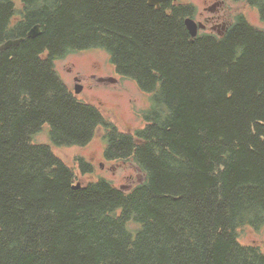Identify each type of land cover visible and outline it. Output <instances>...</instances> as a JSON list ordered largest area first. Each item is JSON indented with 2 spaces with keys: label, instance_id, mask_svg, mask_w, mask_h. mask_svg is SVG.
<instances>
[{
  "label": "trees",
  "instance_id": "trees-1",
  "mask_svg": "<svg viewBox=\"0 0 264 264\" xmlns=\"http://www.w3.org/2000/svg\"><path fill=\"white\" fill-rule=\"evenodd\" d=\"M264 23V0H247ZM190 4L0 0V264H264L240 241L264 226V29L239 15L223 35L190 36ZM35 24L39 34L28 37ZM150 93L144 124L121 131L78 100L55 60L89 48ZM131 161L129 189L78 179L46 143ZM79 174L92 164L78 158Z\"/></svg>",
  "mask_w": 264,
  "mask_h": 264
},
{
  "label": "rangeland",
  "instance_id": "rangeland-1",
  "mask_svg": "<svg viewBox=\"0 0 264 264\" xmlns=\"http://www.w3.org/2000/svg\"><path fill=\"white\" fill-rule=\"evenodd\" d=\"M178 3L190 4L195 9L194 17L201 20L207 15L205 0H175ZM228 19L235 20L241 14L250 24L264 29L257 8L243 1L225 0V7L221 9ZM208 32V30H203ZM55 70L65 86L78 100L97 106L104 115L116 123L124 132H133L143 126L142 112L151 103L150 93L142 91L137 83L130 78L121 77L110 60L109 53L102 48H89L69 53L57 58L54 63ZM75 76L79 80L75 79ZM115 77L116 81H99L98 77ZM82 87L79 93L75 92V83ZM32 141L49 144L53 152L66 164L73 167L77 173V182L83 179H94L104 176L115 185L129 189L142 180L139 169L131 161L104 160L102 129H97L94 136L82 146L54 147L49 137V125L45 123L38 132L32 135ZM82 158L92 164V171L84 176L79 174L77 159ZM240 241L245 244H255L264 251V226L259 230L245 228L240 233Z\"/></svg>",
  "mask_w": 264,
  "mask_h": 264
},
{
  "label": "flooded vegetation",
  "instance_id": "flooded-vegetation-1",
  "mask_svg": "<svg viewBox=\"0 0 264 264\" xmlns=\"http://www.w3.org/2000/svg\"><path fill=\"white\" fill-rule=\"evenodd\" d=\"M205 1L207 4L205 6V11L208 12L207 15L203 16V13H202V15H201L202 19L196 20L194 18L197 16L195 14V9H194V12H192V18L194 20H196L198 22L200 21L204 24V27L200 28L198 30V32L201 30L202 31L208 30L209 33H216L217 35H223L227 31V29L233 24V22L235 21V20L228 19L227 14L221 12V9H223L225 7V0H205ZM235 1H243V2L251 5L250 2H248L247 0H235ZM239 15H241V14H239ZM239 15H236V18ZM75 79L79 80V78H77L76 76H75ZM102 153H103V151H102ZM104 160H106V159L104 158ZM108 161H110V160H108Z\"/></svg>",
  "mask_w": 264,
  "mask_h": 264
},
{
  "label": "water",
  "instance_id": "water-1",
  "mask_svg": "<svg viewBox=\"0 0 264 264\" xmlns=\"http://www.w3.org/2000/svg\"><path fill=\"white\" fill-rule=\"evenodd\" d=\"M166 1H175V0H147V4L149 6H156V7H159V5L163 2H166ZM184 23H185V26H186V29L187 31L189 32L190 36L194 37L197 35L198 33V30L200 28H203L204 27V24L202 22H198L196 20H194L192 17L190 16H187L185 19H184ZM39 34V26L37 24H35L33 27L30 28V30L27 32V36L28 37H35ZM22 40V38H19V39H14V40H7L3 45L0 46V48H6L8 46H11V45H16L18 44L20 41ZM99 81H110V82H114L116 81V78L115 77H112V76H109V77H99L98 78ZM82 87L81 85L77 82L75 83V92L76 93H79L81 91ZM80 186V183L79 182H76L74 185H73V188H78Z\"/></svg>",
  "mask_w": 264,
  "mask_h": 264
}]
</instances>
